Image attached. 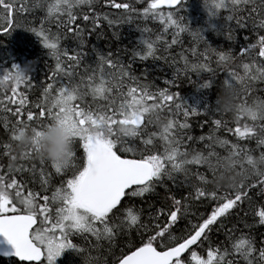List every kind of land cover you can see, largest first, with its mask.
I'll use <instances>...</instances> for the list:
<instances>
[{
	"label": "snow or ice",
	"instance_id": "6c2138e0",
	"mask_svg": "<svg viewBox=\"0 0 264 264\" xmlns=\"http://www.w3.org/2000/svg\"><path fill=\"white\" fill-rule=\"evenodd\" d=\"M187 2L0 0V257L75 264L65 253L90 245L103 259L85 264H264V98L249 102L264 82V0H202L197 28ZM126 25L139 33L131 49L92 43L108 30L120 40ZM16 33L35 38L19 54L4 43ZM185 33L203 51L170 63ZM150 59L173 67L164 87L133 67ZM218 71L231 107L209 94L203 73ZM184 80L198 85L190 96ZM192 116L206 134H191ZM53 123L71 135L64 165L40 152Z\"/></svg>",
	"mask_w": 264,
	"mask_h": 264
},
{
	"label": "trees",
	"instance_id": "16d2710c",
	"mask_svg": "<svg viewBox=\"0 0 264 264\" xmlns=\"http://www.w3.org/2000/svg\"><path fill=\"white\" fill-rule=\"evenodd\" d=\"M191 4L189 3V1L187 2V6H186V10H185V15L187 17V19L191 22V26L193 28H197L200 26L202 19L204 17L203 15V11L201 13V11H199L202 6V0H191ZM149 27H153L154 31H156V28L154 26V24L152 22L148 23ZM110 34H111V30H108V36L109 38H102L97 40L95 37H92V43L97 45L99 48L101 49H108L109 47H111V49L113 51H121L123 49H131L138 41V37H139V33L136 32L134 30V26L129 27V26H124L121 29V37L120 40H112L110 38ZM243 35L244 33H240L238 34V39L240 41L243 40ZM154 38V37H153ZM172 38V33L169 32L168 34L165 35V39L167 40H171ZM34 37H30L29 35L23 34V33H16L13 34L12 37H9L5 40L4 43H6L9 47H11V49L13 51H15L17 54H19L20 52H22L26 45L27 42L29 40L34 41ZM179 39L182 41V44H178L173 46V49L171 50L170 54L169 53H165V55H169V62L171 63V57L172 56H176L178 59V55L182 50H187L191 48H197L199 51H203V46L200 45L198 46L194 41L191 35L185 33L182 34ZM213 39H217L215 37V35H213ZM253 43L255 42V40L253 39L252 41ZM215 47V45H214ZM4 50L0 49V53H2ZM160 53H158L159 55ZM189 55V59H195V57H193L189 51L188 53ZM125 59H127V57H125ZM212 63V67L215 68L216 67V61L215 58H213V60L211 61ZM183 65V61H180L179 64L177 66L182 67ZM133 67L137 70V74H139V72L143 71V69L145 67H147L150 72L152 73V76L155 78V82L157 85H159L160 87H164V80L165 79H171L172 75H173V67H169L168 64H166L164 62V60H160V61H152L151 59L147 62L144 63H139L137 62L135 65H133ZM203 76L210 79L213 82V87L210 88L209 94L213 97V100H215L216 98H220L224 92H225V88H224V80H225V74L222 71H218L216 76H212L211 73H203ZM183 80V77H181ZM193 80L196 79V77L193 75L192 77ZM196 87H198V85L196 84H192L189 83L188 81L184 80L181 83V87L178 89L182 95L184 96H190L192 95L195 90ZM264 98V82L261 81H255L253 82L252 85V93H251V97L249 98V102H251V99L253 98ZM242 99L244 97H241ZM220 103L222 104V101L220 100ZM5 114L4 113H0V120L3 119V116ZM224 119L230 121V122H234V118L232 116L231 113H222ZM181 119H183L181 117ZM189 122L192 124V129H191V134L194 136H199L200 134L207 133V129L206 128H201L198 125L203 123V118L199 117V116H192L189 119ZM7 135V133H5L3 131L2 128V124H0V139H3L5 136ZM219 135L221 136V138L224 137H230V133L227 132H221L219 133ZM252 147H255V142H252ZM7 163H9L7 158H0V164L6 165ZM145 208H147V204L144 205ZM228 226L231 227V223L227 222ZM258 231L260 232H264V227H260L258 229ZM212 238L213 240L216 239H220L223 240L224 237L222 235V233H213L212 234ZM79 243L81 245H84V241L80 240ZM85 247V255L83 257H78L75 256L72 252L69 254H66L65 256L68 255H72L73 256V260L75 262V264H85V261L87 259H92L95 258L97 256H101V254L95 250L92 249L91 251L89 250L91 248L90 245H84ZM101 259H103V256H101ZM0 264H10L9 260H3L2 258H0ZM58 264H61V260Z\"/></svg>",
	"mask_w": 264,
	"mask_h": 264
},
{
	"label": "clouds",
	"instance_id": "9594fccd",
	"mask_svg": "<svg viewBox=\"0 0 264 264\" xmlns=\"http://www.w3.org/2000/svg\"><path fill=\"white\" fill-rule=\"evenodd\" d=\"M222 101L221 107H231L232 100L230 92L226 91L220 97ZM32 136L30 133L25 132L20 136L18 149L31 145ZM40 152L44 158L64 165L67 163L68 153L72 148V139L70 133L64 126L59 123H53L50 127L46 128L43 136L40 139Z\"/></svg>",
	"mask_w": 264,
	"mask_h": 264
},
{
	"label": "rangeland",
	"instance_id": "374dc122",
	"mask_svg": "<svg viewBox=\"0 0 264 264\" xmlns=\"http://www.w3.org/2000/svg\"><path fill=\"white\" fill-rule=\"evenodd\" d=\"M188 1H189L190 4L192 3L191 0H188ZM193 1H195V0H193ZM199 9H200L199 11H201V13H202V11H203L202 6H201V8H199ZM203 15H204V12H203ZM69 253H71V251L66 252L65 255H66V254H69ZM59 262H60V260L57 261V264H58Z\"/></svg>",
	"mask_w": 264,
	"mask_h": 264
},
{
	"label": "flooded vegetation",
	"instance_id": "af4514ba",
	"mask_svg": "<svg viewBox=\"0 0 264 264\" xmlns=\"http://www.w3.org/2000/svg\"><path fill=\"white\" fill-rule=\"evenodd\" d=\"M3 260H8V259H4V258H2Z\"/></svg>",
	"mask_w": 264,
	"mask_h": 264
},
{
	"label": "water",
	"instance_id": "95a60500",
	"mask_svg": "<svg viewBox=\"0 0 264 264\" xmlns=\"http://www.w3.org/2000/svg\"><path fill=\"white\" fill-rule=\"evenodd\" d=\"M0 258H2V257H0ZM4 259H8V258H4Z\"/></svg>",
	"mask_w": 264,
	"mask_h": 264
}]
</instances>
